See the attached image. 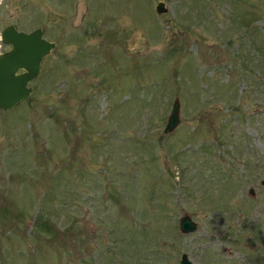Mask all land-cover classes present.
I'll use <instances>...</instances> for the list:
<instances>
[{"label": "rangeland", "instance_id": "1", "mask_svg": "<svg viewBox=\"0 0 264 264\" xmlns=\"http://www.w3.org/2000/svg\"><path fill=\"white\" fill-rule=\"evenodd\" d=\"M7 24L54 48L0 109V264H264V0H0Z\"/></svg>", "mask_w": 264, "mask_h": 264}, {"label": "water", "instance_id": "2", "mask_svg": "<svg viewBox=\"0 0 264 264\" xmlns=\"http://www.w3.org/2000/svg\"><path fill=\"white\" fill-rule=\"evenodd\" d=\"M160 3V9H161ZM162 9L159 11L161 12ZM3 41L11 44L8 53L0 55V109L7 110L25 100L31 93L28 82L40 71L42 58L49 54L54 44L42 38L40 29L30 33L18 32L14 27L6 28ZM19 70H24L18 73ZM179 100L176 99L168 115L163 132L173 131L179 124ZM264 186V180L261 181ZM249 194L254 195L253 189ZM196 229V224L187 215L179 218V230L188 234ZM179 264H194L186 254H182Z\"/></svg>", "mask_w": 264, "mask_h": 264}, {"label": "flooded vegetation", "instance_id": "3", "mask_svg": "<svg viewBox=\"0 0 264 264\" xmlns=\"http://www.w3.org/2000/svg\"><path fill=\"white\" fill-rule=\"evenodd\" d=\"M9 27H14V29L16 30V31H18V32H25V31H23V30H18L17 28V26H15L14 24H12V25H10V24H7V25H5L1 30H0V41H1V43H3V44H5V46H10V48H11V44H9V43H7V42H5V41H3V39H2V34H3V32H4V30L6 29V28H9ZM34 30H36V29H34ZM34 30H32V31H34ZM32 31H29V32H25V33H30V32H32ZM24 70H19L18 71V73H21V72H23Z\"/></svg>", "mask_w": 264, "mask_h": 264}]
</instances>
